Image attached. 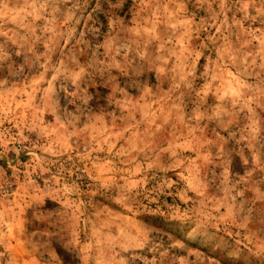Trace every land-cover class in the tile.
Returning <instances> with one entry per match:
<instances>
[{"label":"rangeland","instance_id":"obj_1","mask_svg":"<svg viewBox=\"0 0 264 264\" xmlns=\"http://www.w3.org/2000/svg\"><path fill=\"white\" fill-rule=\"evenodd\" d=\"M0 264H264V0H0Z\"/></svg>","mask_w":264,"mask_h":264},{"label":"built area","instance_id":"obj_2","mask_svg":"<svg viewBox=\"0 0 264 264\" xmlns=\"http://www.w3.org/2000/svg\"><path fill=\"white\" fill-rule=\"evenodd\" d=\"M11 193H12L11 187H7V186L4 189H2V191H0V195H4V196L11 195Z\"/></svg>","mask_w":264,"mask_h":264}]
</instances>
